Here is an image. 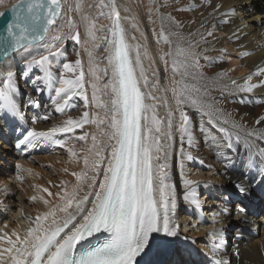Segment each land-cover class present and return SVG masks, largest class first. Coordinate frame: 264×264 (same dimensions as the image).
Returning a JSON list of instances; mask_svg holds the SVG:
<instances>
[{"label": "snow or ice", "instance_id": "snow-or-ice-1", "mask_svg": "<svg viewBox=\"0 0 264 264\" xmlns=\"http://www.w3.org/2000/svg\"><path fill=\"white\" fill-rule=\"evenodd\" d=\"M96 6L107 9L106 13L101 11L99 15L106 16L111 23L110 26L102 25L97 29L95 23L91 22L87 35L91 41H95L98 38L96 33L102 34L99 38L105 45L103 60L107 64L100 69L93 52H88L92 78L86 87L79 59L74 64L63 63L59 75L54 71V68L60 67L59 58L65 56L63 46L57 45L69 38L80 42L79 33L72 34L71 31L48 40L61 14V0H14L10 5L6 0H0V8L4 9L0 11V117L13 121L21 118L22 104L39 108V100L34 101L31 95L27 100L24 99L21 82L26 87L31 84L37 95L48 89L49 100L58 113L63 114L70 108V101L75 96L83 98L85 109L99 110H86L75 118L69 115L66 120L47 130L25 128L23 125L15 129L19 132L15 143L18 150L44 142L65 147V142L57 139V135H75V130L82 129L86 124L95 125L96 131L91 134L85 132L77 137L87 142L90 136L91 146L83 158L84 168L72 173L76 184L71 191L65 186L57 192L56 203L39 197L47 210L34 218L28 217L23 231L14 229L9 233L0 229V264H196L191 259L195 241L182 236L181 226L176 219L177 193L170 183L174 113L168 112L166 125L162 126L156 114V104L148 101L159 99L153 94L154 91L173 92L180 117L175 131L179 133L181 142L187 138L191 145L188 130L190 120L182 106L187 104L205 111V108L211 109V105H205L199 97L192 96L184 77L188 75L190 67L198 65L197 54L193 49L202 42L206 43L207 37H213V31L206 29V21H202L200 28L204 29V33L200 40L190 42L187 48L177 44L173 52L169 37L177 36L180 41L184 37L170 28L166 31L164 18H161V31L153 35L157 37L158 44H168L169 51L161 52L159 59L167 70L169 61L165 57H170L172 72L181 77L180 80L172 81L174 87L161 89L155 62L150 60L147 47L138 42L136 36L129 35V28L122 22L129 18L121 17L116 0H107V3L101 0V4ZM209 6H212L211 0ZM91 7L93 5H89ZM220 7L219 4L215 5L213 13L218 12ZM243 7L233 5L223 15H235ZM79 10L80 6L77 5ZM167 19L170 25L181 27L175 18L169 16ZM259 23L264 24V18ZM68 26L70 30L75 27L71 19ZM131 27L139 32L134 23ZM247 27L248 22L242 20L232 37L239 40ZM140 35L144 36L143 33ZM194 35L189 33V36ZM145 61H150L148 68L145 67ZM36 69L40 70L41 75L33 77L32 72ZM149 69L153 80L147 75ZM66 73H73L72 78H68ZM259 74L264 75V71ZM251 79L252 74L245 79L244 85H237L235 80L232 84L237 85L240 91L251 92L257 87L249 83ZM87 88L91 89L90 98ZM51 91L55 94L51 95ZM167 106L165 100L164 107ZM41 119L47 120L48 115L34 117L33 124ZM216 120L219 121L216 124L218 131L226 134L229 141L233 137L237 142L242 139L239 132L234 131L241 125L233 122L230 130L224 126L228 120L221 117H216ZM260 138L264 139V136ZM69 151L75 155L72 149ZM180 155L188 160L193 159L183 150ZM258 155L259 160L250 153L244 162L249 176L248 184L237 181L233 185L240 198L251 194L253 184L264 191V149ZM16 167L21 168L20 165ZM193 184V181L184 180L187 189L183 194L184 200L196 209H201L202 203ZM2 191L7 193L9 189L5 186ZM43 191L49 196L53 195L47 188H43ZM231 198L232 194L229 193L221 203L226 205ZM37 199L36 195L30 197L31 201ZM235 211L241 224L249 223L248 208L239 199ZM229 215L231 212L225 207L213 217L212 223L215 225L219 216ZM226 227L225 224L207 233L212 239L211 245H206L208 251L204 253L208 264H230L219 258L226 243ZM237 234L240 235V229H237Z\"/></svg>", "mask_w": 264, "mask_h": 264}, {"label": "bare ground", "instance_id": "bare-ground-1", "mask_svg": "<svg viewBox=\"0 0 264 264\" xmlns=\"http://www.w3.org/2000/svg\"><path fill=\"white\" fill-rule=\"evenodd\" d=\"M171 1L176 3L174 7L179 8L178 11H173L170 7L164 8L165 0H116L121 17L129 18L127 21H122L129 28V35L136 36L138 42L147 47L150 60L155 62V72L158 74L161 89L174 87L172 81L181 78L180 75L172 72L170 57H165L169 61L167 70L165 64L159 59L161 52L169 51V45L158 44L157 37L153 35L154 32L158 34L161 31V18H164L166 31L170 28L171 31L184 37L183 41H180L177 36L169 37L172 40L173 52L177 44L187 48L190 42L195 43L200 40L201 34L204 33V29L200 28L202 21H206V29L213 31V37H207L206 43L202 42L193 49L197 54L198 65L190 67L188 75L184 77V82L191 89L192 96L199 97L205 105H211V109L205 108V111L189 107L187 104L182 106V110L188 114L190 120L191 145L194 140L201 143L202 139L203 144L192 149L187 138L181 142L179 133L175 131L179 126L180 117L179 112L176 111L177 105L172 91H154L153 94L159 99L148 101V103L156 104V114L161 119L162 126L166 125L168 112L174 113V139L171 141L172 155L169 170L170 183L174 185L177 193V222L181 226L182 236L195 241L192 244L191 259L196 264H208L204 253L208 251L206 245L210 246L212 239L207 233L225 224L227 225L224 229L226 243L219 258L229 261L230 264H264V191L253 184L251 194L246 198H240L236 195L233 186L237 181L248 184L249 176L244 162L249 158L250 153L259 160L258 153L264 149V139L260 138L264 136V121L256 123L253 129H246L241 122L254 111L256 105H264V83H262L264 75L259 74L264 71V24L259 23L264 18V0H211V7L209 0ZM12 2L11 0L6 3L10 5ZM103 2L107 3V0ZM99 4L101 0H85L84 2L83 0H63V10L57 20V26L48 35V40L51 41L57 34L64 35L70 31L72 34L79 33V43L69 38L57 45L63 46L65 56L59 58L60 67L54 68V71L59 75L63 63L74 64L79 59L85 74L86 87L87 82L92 78L89 72L88 52H93L100 69L107 64L106 60H103L105 45L99 38L102 34L97 32L98 38L95 41H91L87 35V28L91 22L95 23L97 29L102 25L110 26V20L106 16L99 15L101 11L107 12V9L96 6ZM218 4L221 7L218 12L213 13V7ZM77 5L80 6L79 11H77ZM89 5L93 7L89 8ZM233 5H244V7L235 15H223L229 12ZM3 10L0 8V11ZM210 13L213 14L209 15ZM169 16L175 18L181 27L170 25L167 19ZM69 19L75 25L71 30L68 26ZM242 20L247 21L249 27L245 28V34H241L240 39L236 40L232 34L241 25ZM133 23L139 28V32L131 27ZM140 33L144 36L141 37ZM189 33H195V35L189 36ZM230 37H232L231 40ZM149 62L145 61L146 68ZM211 64H217V67L213 68ZM78 72L79 69L77 74ZM221 73L223 75H220ZM250 74L252 79L249 83L257 87L251 92L240 91L237 85H244L245 79ZM39 75H41L40 70H33V77ZM147 75L150 80H153L151 69ZM66 76L72 78L73 73H66ZM233 80L237 81V85L232 84ZM41 87H43L42 84ZM20 88L25 94V100L31 95L34 101L39 100L40 106L39 108L27 107L22 104L21 118L14 121L16 123L14 129L18 125H23L25 128L35 127L37 130H47L66 120L69 115L75 118L86 110L99 111L95 108L85 109L83 98L75 96L70 101L71 107L61 114L56 112L55 106L49 100L48 89L45 88L43 94L37 95L31 84L26 87L21 82ZM87 92L90 98L91 89L87 88ZM54 94V91H51V95ZM165 100L168 102L167 107H164ZM225 107L236 113L226 110ZM205 112L208 114L206 115ZM45 114L48 115L47 120L41 119L33 124L34 117H42ZM236 115L239 117L236 118ZM216 117L228 120V124L224 126L230 130L233 122L241 125V128L234 131L239 132L242 139L237 142L233 137L229 141L226 134L218 131L216 124L219 121ZM11 122L10 118L0 117V229L9 233L14 229L23 231L27 226L28 217L34 218L38 213L47 210L39 197L49 200L50 203H56L57 192L65 186L71 191L76 184L72 173L80 172L84 168L83 158L91 146L90 136L87 142L80 141L77 137L85 132L91 134L96 131L95 125L86 124L82 129H76L75 135L71 133L57 135V139L65 142V147L44 142L31 148L18 150L15 143L19 134L15 136L12 129H8L9 125L12 126ZM249 132L253 135L248 136ZM222 143L225 144V150L220 154L217 153L219 148L216 145ZM214 146H216L215 150L212 149ZM220 148L222 149V146ZM69 149H72L75 155H72ZM181 150L191 155L193 159H185L180 155ZM196 164H198L197 167H195ZM17 165L21 168L17 169ZM184 180L194 182L192 187L195 188L197 197L202 203L201 209H196L184 200L183 194L187 191ZM5 186L9 189L7 193L2 191ZM43 188H47L53 195L49 196ZM199 188H204L201 198L200 194L198 195ZM229 193L232 194L231 201L226 205L222 204L223 197ZM33 195L38 197L36 201L30 200ZM238 199L248 208L249 223L247 224H241L235 209L231 208V202L233 200L237 202ZM254 204H258L259 207H254ZM225 207L229 209L231 215L217 217L218 222L214 225L213 217ZM237 229H240V235L237 234Z\"/></svg>", "mask_w": 264, "mask_h": 264}, {"label": "rangeland", "instance_id": "rangeland-1", "mask_svg": "<svg viewBox=\"0 0 264 264\" xmlns=\"http://www.w3.org/2000/svg\"><path fill=\"white\" fill-rule=\"evenodd\" d=\"M12 1H14V0H12ZM69 1V0H68ZM85 0H83V2H84ZM6 2H11V0H6ZM171 3V4H170ZM11 4V3H10ZM176 4V3H175ZM175 4L173 3V1H171V0H165V4H164V8H169L170 7V9H172L173 11H178L179 10V8L177 9V7H174L175 6ZM166 5V6H165ZM176 6H178V5H176ZM176 8V9H175ZM211 67H213V68H216L217 67V64H211L210 65ZM229 104H231V103H229ZM225 109L226 110H228V111H232V112H234V113H236L235 111H233L232 109H230V108H228V107H225ZM231 112V113H232ZM252 115V116H251ZM248 117H250V118H248V117H245V120H242L241 122H242V124H243V126L246 128V129H253L254 127H255V125H256V123L259 121V122H262V121H264V119H262V118H264V105H262V104H259V105H256V108L254 109V111L253 112H251V113H249L248 115H247ZM236 118H238L239 116H235ZM262 117V118H261ZM252 119V120H251ZM256 121V122H255ZM189 128H190V123H189V126H188V130H189ZM208 135H210L209 133H208ZM201 143L203 144V139L201 140ZM201 143H200V141H195L194 140V143L190 146L191 148L193 147V148H195V147H198L199 146V144L201 145ZM224 143H222V144H217L216 146L219 148V149H217L218 150V152L217 153H224V150H225V144L223 145ZM213 146V145H212ZM216 146H214L212 149H216ZM222 146V149L220 148V147ZM190 148V149H191ZM192 148V149H193ZM198 166V164H196L195 165V167H197ZM202 190H204V188H199V190H198V195L200 194V198L202 197V194H203V192L204 191H202ZM202 191V192H201ZM201 192V193H200ZM235 204H236V201L235 200H233L232 202H231V208H232V210L233 209H235ZM254 207H259V206H255V204H254Z\"/></svg>", "mask_w": 264, "mask_h": 264}, {"label": "water", "instance_id": "water-1", "mask_svg": "<svg viewBox=\"0 0 264 264\" xmlns=\"http://www.w3.org/2000/svg\"><path fill=\"white\" fill-rule=\"evenodd\" d=\"M61 5H62V8H61V13H62V9H63V2H62V0H61ZM60 16H61V14H60ZM60 18V17H59ZM58 18V19H59Z\"/></svg>", "mask_w": 264, "mask_h": 264}]
</instances>
